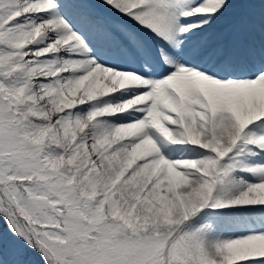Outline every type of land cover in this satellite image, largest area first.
Wrapping results in <instances>:
<instances>
[{
	"label": "snow or ice",
	"instance_id": "6c2138e0",
	"mask_svg": "<svg viewBox=\"0 0 264 264\" xmlns=\"http://www.w3.org/2000/svg\"><path fill=\"white\" fill-rule=\"evenodd\" d=\"M0 218V264H264V0H0Z\"/></svg>",
	"mask_w": 264,
	"mask_h": 264
},
{
	"label": "rangeland",
	"instance_id": "374dc122",
	"mask_svg": "<svg viewBox=\"0 0 264 264\" xmlns=\"http://www.w3.org/2000/svg\"><path fill=\"white\" fill-rule=\"evenodd\" d=\"M0 221H2V218H0ZM4 227L6 228V225H4Z\"/></svg>",
	"mask_w": 264,
	"mask_h": 264
}]
</instances>
